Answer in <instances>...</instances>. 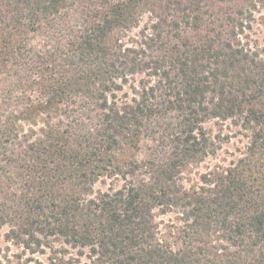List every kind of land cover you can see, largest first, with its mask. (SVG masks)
Segmentation results:
<instances>
[{"label":"trees","instance_id":"trees-1","mask_svg":"<svg viewBox=\"0 0 264 264\" xmlns=\"http://www.w3.org/2000/svg\"><path fill=\"white\" fill-rule=\"evenodd\" d=\"M261 7L0 0L5 240L47 246L51 264L80 263L51 238L85 264H264V49L248 35ZM212 121L246 147L185 185L220 148ZM156 213L176 217L161 231Z\"/></svg>","mask_w":264,"mask_h":264},{"label":"rangeland","instance_id":"rangeland-1","mask_svg":"<svg viewBox=\"0 0 264 264\" xmlns=\"http://www.w3.org/2000/svg\"><path fill=\"white\" fill-rule=\"evenodd\" d=\"M255 19L251 25V29L248 31L249 40L258 47L264 49V7H261L258 12H255ZM145 16L142 18L138 27L133 28L130 32V36H135L142 27L145 21ZM206 126L211 129L213 134H220L223 139L220 142V148L217 150L214 156L206 158L203 162L195 167H189L182 174V182L185 185L188 184H198L199 175L210 171L218 166H226L232 161H235L241 156L244 151L247 139L239 133L237 127L232 125L229 121H212L206 124ZM105 184L96 183L94 189L100 188L105 190L108 186L109 179H105ZM174 213L159 214L156 213V221L159 224V228L162 231L164 225L170 223V221L175 220ZM8 231V225H2L0 227V264H51L50 257L53 256L52 252L47 248V246H41V248H36L31 252L28 249H24L18 244H14L9 240H5L4 234ZM50 246L53 249L63 252L66 256H75L79 264L88 263V259L84 256L87 253V249L74 248L70 245L63 244L53 241L51 238L49 240ZM81 250L83 255H77Z\"/></svg>","mask_w":264,"mask_h":264}]
</instances>
